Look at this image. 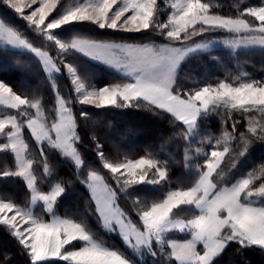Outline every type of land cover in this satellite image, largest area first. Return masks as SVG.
<instances>
[{
	"label": "snow or ice",
	"instance_id": "obj_1",
	"mask_svg": "<svg viewBox=\"0 0 264 264\" xmlns=\"http://www.w3.org/2000/svg\"><path fill=\"white\" fill-rule=\"evenodd\" d=\"M4 3L25 22L29 32L54 45L57 55L54 57L49 51L35 47L23 31L3 18H0V45L26 49L34 54L54 90L57 85L51 80L52 74L61 73L63 68L74 86L76 102L82 106L79 117L83 121L90 119L83 106L139 108L143 105L180 122L186 129L184 139L190 141L198 133L200 122L218 109H224L229 120L232 113L247 119L246 132H240L238 138L240 121L231 120L232 132L225 129L214 144L211 137L205 138L204 143L211 146L210 152L192 149L196 153L193 157L186 150L185 166H194L190 175L198 179L186 189L168 191L162 201L138 212L139 226L119 207L120 196L128 195L129 189L135 191L137 185L168 183V161L146 156L114 163L108 161L102 146L97 144L98 161L109 172L116 187L95 170L88 172L86 186L106 230L118 231L134 254L147 252L154 258L164 255L175 264H215L231 243H237L241 249L264 250V182L256 186L257 181L264 179V166L258 173L249 171L230 183L223 182L225 174L220 171L226 155L245 156L253 139L264 141V123L250 115L252 112L264 115V81L250 79L236 84L221 81L215 86L208 84L191 90H182L177 83L181 63L216 43L203 40L189 44L194 36L226 31L232 35L220 41L226 47L234 51L240 48L264 50V2L261 6H245L237 18H232L216 14L211 0H175L169 5L167 22L160 19L163 10L157 6L158 0H79L69 6L62 0H4ZM244 16L252 17L257 23L254 25L241 18ZM84 22L100 30L128 33L151 30L169 43H115L79 35L69 40L60 38L65 31ZM75 56L109 65L128 82L99 88L89 85L75 62L68 60ZM243 76L247 77V73ZM56 100V119L49 123L40 99L30 100L0 82V105L17 112L0 119V136L7 140L0 143V152L13 154L16 168L4 171L2 176L21 178L30 190L31 205L21 207L12 199L0 198V226L10 230L29 257L28 264H53L56 260L64 264H133L121 251L95 239L86 223L55 214L58 199L65 193L62 183L56 182L49 191H41L37 186L35 161L29 158V146L23 138L25 130H29L45 161L44 173H50L44 156L45 146L71 161L77 171L85 165V158L77 148L81 140L77 115L58 90ZM33 109L34 114H30L29 110ZM233 142L242 146L238 153L232 151ZM201 156L203 165L196 163ZM235 166L233 163L232 167ZM150 172L155 178H148ZM214 175L219 177L218 181L213 179ZM38 204L50 220L45 221L35 214ZM182 208L193 213L190 218L176 215ZM172 233L185 234L188 238H171ZM73 242L83 246L68 250L66 246L75 248Z\"/></svg>",
	"mask_w": 264,
	"mask_h": 264
},
{
	"label": "trees",
	"instance_id": "obj_2",
	"mask_svg": "<svg viewBox=\"0 0 264 264\" xmlns=\"http://www.w3.org/2000/svg\"><path fill=\"white\" fill-rule=\"evenodd\" d=\"M70 1L75 0H62V3L68 5ZM204 2H208V0H204ZM211 2L216 6L214 7L216 14L236 17L245 6H261L264 0H211ZM237 5L239 8L236 7ZM0 17L17 26L25 34L29 32L25 22L8 8L3 0H0ZM244 17L254 20L252 17ZM59 31L57 30V32ZM226 33L225 31H213L206 33L204 37L194 36L188 43L218 39ZM28 34V38L33 44H47V42L41 41V37L32 36L31 32ZM153 34L154 32L151 30L142 33L100 30L95 25L84 22L73 26L70 31H65L60 38L69 40L73 36L79 35L97 40L143 43L153 37ZM48 50L52 54L57 52L52 48H48ZM68 60L75 62L82 77L85 78V82L89 85L102 87L127 82L123 74L104 63L81 56L69 57ZM244 73H247V77L243 76ZM237 77H240V80H236ZM250 79L264 80V50L240 48L234 51L225 45H218L187 57L178 71L177 83L182 90H191L208 84L215 86L221 81L236 84L241 80ZM0 80L7 83L19 95L27 96L30 100L40 99L47 116L52 119L55 117L56 91L58 90L59 94L69 101V106L77 115V131L81 137L77 147L85 158V165L79 171L58 151L50 150L45 146L44 156L50 166V173H44L45 161L41 158L34 138L31 137L29 130H25L23 133L29 146L28 156L35 161L33 170L37 175L38 188L42 191H49L55 182L62 183L65 188V193L58 199L55 206V213L77 222L86 223L95 238L109 247L121 251L132 259L134 264H175L174 260H168L164 255L158 254L156 258H153L150 254L145 257L134 254L118 233L110 232L102 226L95 212V204L90 197V191L86 186L87 174L92 169L99 170L110 179L106 169L102 167L96 156L97 144L102 146L105 157L111 162L146 156L160 161H168V183L162 182L155 186L137 185L135 191L129 189L128 195L120 196L119 203L133 222L139 225L138 212L149 207L151 203L164 199L167 191L186 189L198 179V176L190 175L194 166H185L186 150H188L187 154L194 153L191 150L193 146L199 144L200 140L203 141L206 150H211V146L204 143L205 138L211 137L212 144H214L215 140L223 135L225 129L232 132L231 120L240 121L237 125L238 138L240 132H246L247 119H242L239 114L232 113L231 120H229L228 113L224 109H218L212 112L206 120L200 122L194 142L192 139L191 141L184 139L185 127L180 122L174 121L169 114L154 109L150 110L143 105L139 108L83 106V110L88 112L90 117L87 121H83L79 117L82 106L76 102L74 86L66 72L62 71L53 77V81L57 85V90H54L38 58L24 49L0 46ZM29 111L33 113L34 110ZM0 113L12 114L15 111L0 106ZM250 115H260L264 118V115L257 112H252ZM109 127L112 129L110 133L108 132ZM2 141L0 137V143ZM231 147L232 151L236 153L242 148V146L238 147L236 142H233ZM199 159L201 158H197L196 162ZM225 159L221 166V170L227 178L223 181L224 183L234 182L249 171L258 173L259 169L264 166V141L253 139L245 156L233 157L232 153H229ZM233 163H235V167H231ZM15 170L14 155L0 152V198L12 199L21 207H28L30 205V190L26 188V183L21 178H4L2 176L4 171ZM215 179L218 181L219 177L217 176ZM110 182L112 183V180ZM261 182H264V179L257 181L256 186H259ZM134 201H139V203H134ZM35 213L45 219L50 217L45 214L40 204L36 206ZM192 214L183 208L176 211L178 217L190 218ZM186 237L185 234H171V238ZM28 262L29 257L10 234V230L0 226V264H28ZM53 264H64V262L56 260ZM215 264H264V250L257 247L241 249L237 243H231L216 259Z\"/></svg>",
	"mask_w": 264,
	"mask_h": 264
},
{
	"label": "rangeland",
	"instance_id": "obj_3",
	"mask_svg": "<svg viewBox=\"0 0 264 264\" xmlns=\"http://www.w3.org/2000/svg\"><path fill=\"white\" fill-rule=\"evenodd\" d=\"M4 1V0H3ZM77 2H79V0H75V1H70V3L68 4V5H65V6H69V5H73V4H75V3H77ZM175 2V0H158V4H157V6H158V8H160V9H162L163 10V12H162V14H161V17H160V19L162 20V21H164V22H167V18H168V16L170 15V9H169V5L171 4V3H174ZM35 7V6H34ZM253 7H255V6H253ZM220 15V14H219ZM232 17V16H231ZM238 16H236V17H232V18H237ZM1 18V17H0ZM241 18H244V19H248V18H246V17H241ZM249 20V19H248ZM249 22L250 23H252V24H256L257 22L256 21H254V20H249ZM57 31V30H56ZM226 32V31H225ZM29 32H26V35L28 36L29 34H28ZM32 36H34L33 34H32ZM29 37V36H28ZM31 38V37H30ZM229 38H232V35L231 34H229L228 32L226 33V34H224V35H222L221 36V38H218V39H214V40H212V41H214V42H216V43H214V45L211 47V48H214V47H216V46H218V45H224L223 43H220V41H223L224 39H229ZM41 41H44V42H47V41H45V40H43V38H41ZM102 41H105V40H102ZM31 42V41H30ZM107 42H115V41H107ZM200 42H202V41H198V42H196V43H200ZM115 43H132V44H157V45H160V44H166V43H169V42H167V41H164L163 40V38H161L160 37V35H159V33H157V32H154V34H153V37H151L148 41H145V42H143V43H133V42H122V41H119V42H115ZM189 44H191V43H189ZM35 47H40V48H42L43 50H46V51H49L48 50V48H52V49H54L55 51H56V48H55V46L54 45H52L50 42H47V44H45L44 43V45H42L41 43L40 44H38V45H35V44H33ZM0 46H3V45H0ZM174 46H179V45H174ZM4 47H10V46H4ZM11 48V47H10ZM210 48V49H211ZM13 49H15V48H13ZM24 50H26V49H24ZM209 50V49H208ZM28 51V50H27ZM51 54H52V52L51 51H49ZM57 53V52H56ZM56 53H53L52 55L55 57L57 54ZM70 62V61H69ZM97 62H99V61H97ZM102 63V62H101ZM182 64V63H181ZM181 67V66H180ZM180 69V68H179ZM179 69H178V71H179ZM62 71H65L63 68H61V72ZM60 74V73H59ZM59 74H57V73H53L52 74V77H51V80H53V77H55V75H59ZM122 74V73H121ZM258 80H261V81H264V80H262V79H258ZM0 82H3V83H5L4 81H2V80H0ZM128 82V81H127ZM5 84H7V83H5ZM8 85V84H7ZM9 86V85H8ZM97 88H99V87H97ZM60 95V94H59ZM61 96V95H60ZM1 106V108L2 107H4V108H8V107H6V106H4V105H0ZM70 107V106H69ZM42 108H43V106H42ZM14 110V109H13ZM34 110V109H33ZM15 111V113H12V114H10V113H0V119H3V118H5L6 116H9V115H16L17 114V112H16V110H14ZM35 111V110H34ZM34 111H33V113H31L30 112V114H34ZM43 111H44V113L46 114V112H45V110H44V108H43ZM47 115V114H46ZM48 117V116H47ZM253 117H255V119L257 120V121H259V122H261V123H264V118H262L260 115H255V116H253ZM19 118V117H18ZM55 119H56V117H54L53 119L52 118H50V117H48V122L49 123H51V122H54L55 121ZM111 127H109V129H108V132L110 133L111 132ZM1 138H2V143H4V142H7V140H6V137H4V136H0ZM23 138H24V134H23ZM24 140H25V138H24ZM192 140H193V142L196 140L195 139V136H194V138H192ZM191 141V140H190ZM26 142V141H25ZM78 148V147H77ZM197 148H200V149H202L203 150V152H210L211 150H206L205 148H204V144H203V141L202 140H200V142H199V144L198 145H196V146H193V148L192 149H197ZM222 150V149H221ZM188 155L189 156H193V157H195L196 156V153H191V154H189L188 153ZM226 157V156H225ZM139 158H141V157H139ZM139 158H127V159H131V160H136V159H139ZM198 158H201V159H203V157L201 156V157H198ZM201 159H199V161L198 162H196V163H199V164H201V165H203L204 164V159L203 160H201ZM125 160V159H124ZM224 160H226V159H224ZM123 161V160H122ZM122 161H119V162H122ZM111 162V161H110ZM119 162H114V163H119ZM224 162V161H223ZM223 164V163H222ZM222 164H221V166H222ZM233 165V164H232ZM232 165H231V167H232ZM92 170H95V171H97L101 176H103L104 177V179L109 183V184H111L112 185V187L113 188H115L116 187V185L115 184H112L111 182H110V180H112L111 179V177H110V174H109V172L106 170V172H107V175H109L108 177H110V179H108L107 177H105L99 170H96V169H92ZM91 171V170H90ZM220 171H222L221 169H220ZM223 172V171H222ZM224 173V172H223ZM225 174V173H224ZM227 175H228V173H227ZM217 177V176H216ZM215 175H214V177H213V179L214 180H216L215 178ZM242 177V176H241ZM241 177H238V178H241ZM148 178L149 179H153V178H155L154 177V175H153V173H149V176H148ZM237 178V179H238ZM224 180H227V178H226V174H225V179ZM217 181V180H216ZM235 182V181H234ZM56 183V182H55ZM54 183V184H55ZM86 183H87V181H86ZM53 184V185H54ZM41 190V189H40ZM171 190H177V189H171ZM42 191V190H41ZM170 191V190H169ZM168 192V191H167ZM163 200V199H162ZM162 200H160V201H162ZM159 201V202H160ZM118 203H119V201H118ZM20 206V205H19ZM29 206H31V205H29ZM119 207L121 208V209H123V207L121 206V204L119 203ZM147 208L145 207V209H143V210H146ZM142 210V211H143ZM123 211L125 212V210L123 209ZM126 213V212H125ZM36 214V213H35ZM56 214V213H55ZM127 214V213H126ZM37 216H39L40 218H42L43 220H45V221H48V220H50L51 219V217H49L48 219H45L44 217H41L40 215H38V214H36ZM56 215H58V214H56ZM128 215V214H127ZM58 216H60L61 218H66V217H63V216H61V215H58ZM129 216V215H128ZM180 218H184V219H187V218H185V217H180ZM132 220V219H131ZM132 222H133V220H132ZM139 226V225H138ZM109 231V230H108ZM110 232H114V233H118L119 234V232L118 231H110ZM120 235V234H119ZM120 237H122L121 235H120ZM95 238V237H94ZM186 238H188V237H186ZM95 239H97V238H95ZM177 239H185V238H177ZM98 240V239H97ZM99 241V240H98ZM101 242V241H100ZM74 244H75V248H72L71 246H66V248L68 249V250H77L79 247H81V246H83V244L82 243H80V242H73ZM104 244V243H103ZM106 245V244H105ZM106 246H108V245H106ZM109 247V246H108ZM111 248V247H110ZM147 255H149L147 252H141L140 254H138V256H140V257H145V256H147ZM154 258V257H153ZM156 260V259H155ZM134 264V263H133Z\"/></svg>",
	"mask_w": 264,
	"mask_h": 264
},
{
	"label": "crops",
	"instance_id": "obj_4",
	"mask_svg": "<svg viewBox=\"0 0 264 264\" xmlns=\"http://www.w3.org/2000/svg\"><path fill=\"white\" fill-rule=\"evenodd\" d=\"M118 71V70H117Z\"/></svg>",
	"mask_w": 264,
	"mask_h": 264
}]
</instances>
